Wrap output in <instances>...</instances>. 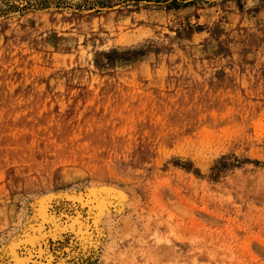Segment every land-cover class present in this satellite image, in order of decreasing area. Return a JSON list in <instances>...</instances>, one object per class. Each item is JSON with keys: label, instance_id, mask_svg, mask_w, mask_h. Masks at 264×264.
<instances>
[{"label": "rangeland", "instance_id": "1", "mask_svg": "<svg viewBox=\"0 0 264 264\" xmlns=\"http://www.w3.org/2000/svg\"><path fill=\"white\" fill-rule=\"evenodd\" d=\"M75 197L105 207L79 235L41 214ZM31 239L264 264V0H0V264Z\"/></svg>", "mask_w": 264, "mask_h": 264}, {"label": "bare ground", "instance_id": "2", "mask_svg": "<svg viewBox=\"0 0 264 264\" xmlns=\"http://www.w3.org/2000/svg\"><path fill=\"white\" fill-rule=\"evenodd\" d=\"M101 203H104V201L103 202H102V200L98 201L96 199V197H94V199L91 198L88 200L81 199L79 197L70 198V199H67V201L63 202V204L60 206V209L57 211L58 212V215H57V213H49L50 212L49 210L52 211L53 208L51 206L52 204L50 205V201L47 200L41 205L42 206V208H41L42 213L41 214H43V217L52 219L55 222V224L57 225V227L62 225L63 229H65V230L66 229H72V231H73V230L77 229L76 234L79 235V234H81V232L84 228V227L79 225V224H81V222H83L84 225L86 224V226H88L89 224L87 225V223H90V221H91L92 226H94V227L98 226L97 220L99 218H102L101 216L98 217V215L101 213L103 208L105 209V207H103V208L101 207L102 206ZM64 207H65V209H64ZM85 208L87 209V212L84 214L83 211H85L84 210ZM106 210H107V208H106ZM98 212H100V213L97 214ZM84 216H86L85 219H83ZM63 218L66 219V221L61 223L60 221ZM89 227H87V228H89ZM81 237L84 238V236H81ZM85 239H83V240H85ZM79 241H80V238H79ZM22 246H23V249L21 250V252L16 253V255H18L19 262H21L22 264H26V262H29L32 264H44L43 262H40L39 260H38L39 262H35V261L31 262V260L33 258H35L36 255H37L38 259L40 258L41 260H45L47 262L46 264H49L54 259L53 258L54 254L51 252L50 247L48 246V242L37 240V239H31V241L25 240L23 242ZM23 251H25V253H23ZM67 251L69 252L70 250L68 249Z\"/></svg>", "mask_w": 264, "mask_h": 264}]
</instances>
